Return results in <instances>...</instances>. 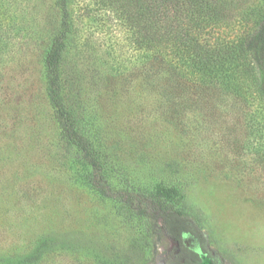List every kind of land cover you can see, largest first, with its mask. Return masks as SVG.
<instances>
[{"label": "rangeland", "instance_id": "rangeland-1", "mask_svg": "<svg viewBox=\"0 0 264 264\" xmlns=\"http://www.w3.org/2000/svg\"><path fill=\"white\" fill-rule=\"evenodd\" d=\"M71 12L72 95L100 124L124 176L139 187L178 186L219 262L264 264V98L216 85L210 97L174 90L167 83L179 70L154 72L117 13L99 0H71ZM57 13L53 0H0V264L30 255V264L183 260L148 208L76 180L44 69ZM193 264L212 263L204 255Z\"/></svg>", "mask_w": 264, "mask_h": 264}, {"label": "trees", "instance_id": "trees-1", "mask_svg": "<svg viewBox=\"0 0 264 264\" xmlns=\"http://www.w3.org/2000/svg\"><path fill=\"white\" fill-rule=\"evenodd\" d=\"M99 1L129 27L133 43L153 65L154 72L179 70V76L169 79L170 88L210 97L216 85L245 101L252 94L264 98V0ZM53 3L58 13L52 42L44 53L47 93L62 139L73 156L70 162L76 180L103 196L118 191L116 195L125 203L137 201L138 209L153 212L166 234L180 246L184 259L173 264L203 260L199 252L184 243L185 233L199 238L212 264H223L208 252V237L188 211L178 186L161 183L152 188L139 187L124 176L127 167L113 156L112 148H107L100 124L85 103L72 95L65 67L73 32L71 0ZM233 27L239 30L234 38L217 32ZM122 176L123 186L113 190L112 180ZM34 259L30 255L21 263L30 264Z\"/></svg>", "mask_w": 264, "mask_h": 264}, {"label": "water", "instance_id": "water-1", "mask_svg": "<svg viewBox=\"0 0 264 264\" xmlns=\"http://www.w3.org/2000/svg\"><path fill=\"white\" fill-rule=\"evenodd\" d=\"M184 243L191 249L199 252L203 257L206 255L201 246L200 240L197 236L192 233H185L183 235Z\"/></svg>", "mask_w": 264, "mask_h": 264}, {"label": "flooded vegetation", "instance_id": "flooded-vegetation-1", "mask_svg": "<svg viewBox=\"0 0 264 264\" xmlns=\"http://www.w3.org/2000/svg\"><path fill=\"white\" fill-rule=\"evenodd\" d=\"M193 250V249H192ZM195 251V250H194Z\"/></svg>", "mask_w": 264, "mask_h": 264}]
</instances>
